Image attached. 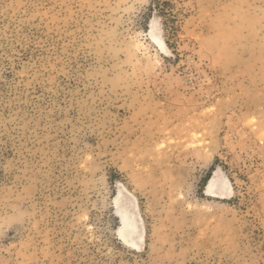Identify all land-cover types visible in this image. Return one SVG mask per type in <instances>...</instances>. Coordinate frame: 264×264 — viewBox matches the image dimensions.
Returning <instances> with one entry per match:
<instances>
[{
	"label": "rangeland",
	"instance_id": "rangeland-1",
	"mask_svg": "<svg viewBox=\"0 0 264 264\" xmlns=\"http://www.w3.org/2000/svg\"><path fill=\"white\" fill-rule=\"evenodd\" d=\"M0 264H264V0H0Z\"/></svg>",
	"mask_w": 264,
	"mask_h": 264
},
{
	"label": "bare ground",
	"instance_id": "bare-ground-1",
	"mask_svg": "<svg viewBox=\"0 0 264 264\" xmlns=\"http://www.w3.org/2000/svg\"><path fill=\"white\" fill-rule=\"evenodd\" d=\"M157 43H158V45H159V47L160 48H162V49H164L165 48V43L163 42V41H161V40H157ZM217 173V172H216ZM215 182V180H214V177L213 178H211L210 180H209V183H210V185L212 184V183H214ZM126 189V188H125ZM127 191V190H126ZM129 192V191H128ZM211 192H213L211 189H210V186L207 188V193L208 194H210ZM215 192V191H214ZM216 193V192H215ZM217 193H220V192H217ZM218 195H220V194H218ZM132 197V198H131ZM127 199L131 202H133V204H135V200H134V198H133V196H129V195H127ZM133 206L134 205H132V207H131V209L133 208ZM128 209L130 210V207H128ZM136 213V212H135ZM117 215L119 214V213H116ZM135 215V214H134ZM118 218H119V216H118ZM122 218V217H121ZM123 219V218H122ZM140 219V218H139ZM136 222V221H135ZM139 222H140V220H139ZM137 224V223H136ZM140 227H142L141 225H140ZM143 229V228H142ZM137 230H138V227H137ZM136 231V230H135ZM143 231L140 229L138 232H137V234H136V237H135V245H137V247H141V245H142V238H143ZM132 240V239H131Z\"/></svg>",
	"mask_w": 264,
	"mask_h": 264
}]
</instances>
